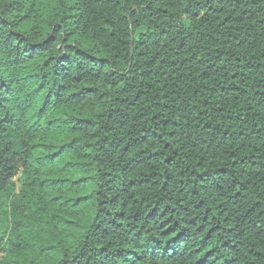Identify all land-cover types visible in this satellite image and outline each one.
I'll list each match as a JSON object with an SVG mask.
<instances>
[{
	"label": "trees",
	"instance_id": "16d2710c",
	"mask_svg": "<svg viewBox=\"0 0 264 264\" xmlns=\"http://www.w3.org/2000/svg\"><path fill=\"white\" fill-rule=\"evenodd\" d=\"M0 264H264V0H0Z\"/></svg>",
	"mask_w": 264,
	"mask_h": 264
},
{
	"label": "rangeland",
	"instance_id": "374dc122",
	"mask_svg": "<svg viewBox=\"0 0 264 264\" xmlns=\"http://www.w3.org/2000/svg\"><path fill=\"white\" fill-rule=\"evenodd\" d=\"M15 183H16V189L19 190L21 188V178L19 176L15 178Z\"/></svg>",
	"mask_w": 264,
	"mask_h": 264
}]
</instances>
